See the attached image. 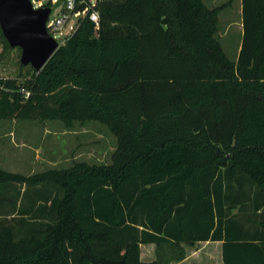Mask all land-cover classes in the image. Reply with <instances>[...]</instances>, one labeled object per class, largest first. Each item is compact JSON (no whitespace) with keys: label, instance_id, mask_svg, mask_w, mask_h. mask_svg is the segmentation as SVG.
Segmentation results:
<instances>
[{"label":"trees","instance_id":"obj_1","mask_svg":"<svg viewBox=\"0 0 264 264\" xmlns=\"http://www.w3.org/2000/svg\"><path fill=\"white\" fill-rule=\"evenodd\" d=\"M227 6L96 0L98 27L80 18L38 72L0 30L21 71L0 77V121L115 138L110 163L0 167V264H163L206 240L222 264H264V0H241L234 61L216 37Z\"/></svg>","mask_w":264,"mask_h":264},{"label":"rangeland","instance_id":"obj_2","mask_svg":"<svg viewBox=\"0 0 264 264\" xmlns=\"http://www.w3.org/2000/svg\"><path fill=\"white\" fill-rule=\"evenodd\" d=\"M204 3L211 8L228 3V6L218 13L216 37L229 59H236V49L240 45L242 36L241 0H204ZM59 9V5H54L49 17L51 19L55 17ZM74 20L72 17L69 24L74 23ZM67 26L62 32L64 35L68 34ZM3 51L0 44V77H11L21 72L15 60L16 51ZM14 121L19 123L22 128L24 126L25 132L30 134L29 140L26 141V144L31 146L30 159L23 160L13 155L0 154L1 168L31 174L50 167H67L73 162L81 160L97 164L110 163V156L115 147V138L100 122L87 121L83 124L76 122L71 128H66L59 121L3 120L0 121V135H2L0 143L4 147L8 144V139L4 138L8 133H23V129L13 130L11 128ZM37 149H40L38 159L35 156ZM253 213L252 210H249L244 214L246 218L251 219L247 225H254L252 220L257 218Z\"/></svg>","mask_w":264,"mask_h":264},{"label":"water","instance_id":"obj_3","mask_svg":"<svg viewBox=\"0 0 264 264\" xmlns=\"http://www.w3.org/2000/svg\"><path fill=\"white\" fill-rule=\"evenodd\" d=\"M50 7L33 8L30 0H0V30L10 47L19 48V62L42 69L58 42L48 33Z\"/></svg>","mask_w":264,"mask_h":264},{"label":"crops","instance_id":"obj_4","mask_svg":"<svg viewBox=\"0 0 264 264\" xmlns=\"http://www.w3.org/2000/svg\"><path fill=\"white\" fill-rule=\"evenodd\" d=\"M242 28V24H241ZM240 45L237 46L238 55ZM235 60V59H234ZM233 60V61H234ZM19 123L14 121L11 128L13 130L23 129V133L10 132L4 138L8 139L6 147L0 143V154H7L8 156H15L19 159L29 160L31 154V146L26 144L30 134L25 132ZM9 129V128H8ZM2 135H0L1 138ZM18 140V141H17ZM17 141V142H16ZM4 147V149H3ZM42 149V148H41ZM24 150V151H23ZM36 158L40 157V149L35 150ZM249 189V188H245ZM184 250V257L180 260H167L163 264H222V241L220 240H206L195 242L194 244H181ZM168 259L167 257H165ZM156 259V246L154 243L140 244V260L144 263L151 262ZM170 259V258H169Z\"/></svg>","mask_w":264,"mask_h":264},{"label":"built area","instance_id":"obj_5","mask_svg":"<svg viewBox=\"0 0 264 264\" xmlns=\"http://www.w3.org/2000/svg\"><path fill=\"white\" fill-rule=\"evenodd\" d=\"M33 8L50 7L59 5L58 13L52 19L48 16L46 29L48 33L58 42L63 44L65 38L77 25L80 18L87 16L98 27L99 14L94 8L96 0H30ZM51 12V10H50ZM50 15V13H49ZM74 17V23L69 24L70 19ZM68 25V26H67ZM67 26L68 34H62Z\"/></svg>","mask_w":264,"mask_h":264}]
</instances>
